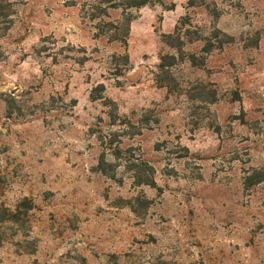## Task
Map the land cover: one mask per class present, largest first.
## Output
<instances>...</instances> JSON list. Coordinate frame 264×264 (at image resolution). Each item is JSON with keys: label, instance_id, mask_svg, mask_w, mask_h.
Returning <instances> with one entry per match:
<instances>
[{"label": "rangeland", "instance_id": "374dc122", "mask_svg": "<svg viewBox=\"0 0 264 264\" xmlns=\"http://www.w3.org/2000/svg\"><path fill=\"white\" fill-rule=\"evenodd\" d=\"M8 1L0 264H264V0Z\"/></svg>", "mask_w": 264, "mask_h": 264}, {"label": "trees", "instance_id": "16d2710c", "mask_svg": "<svg viewBox=\"0 0 264 264\" xmlns=\"http://www.w3.org/2000/svg\"><path fill=\"white\" fill-rule=\"evenodd\" d=\"M147 3V0H103L102 2L99 3H95V5H93V9L94 10H99V12H101L103 15H108V8H116V7H122L124 14L127 15L128 14V10H131L133 8H137V7H141L143 5H145ZM11 6V2L8 0H0V37L3 35V33L9 29L10 24L12 23V17H11V13L10 11L7 10V8L9 9ZM93 16H96V14H94ZM130 21L129 17H125L124 21ZM105 22V21H104ZM105 24L113 26L115 29H120V25H121V21H117V22H112V21H106ZM128 29V28H127ZM126 33V31H125ZM124 34V32H123ZM110 38L112 39H125V37H120V35L116 34H112L110 35ZM101 140L104 142L105 141V137L101 136ZM103 164V162L101 163ZM133 164V165H131ZM130 166H135V163H133L132 161L129 162V167ZM133 168V167H132ZM134 170V178L136 183L138 184H148V185H152L155 186L156 182L155 179L153 177V172L154 170H150V169H135ZM24 204H29L26 205L27 209H31L32 208V203H28V199H25Z\"/></svg>", "mask_w": 264, "mask_h": 264}]
</instances>
